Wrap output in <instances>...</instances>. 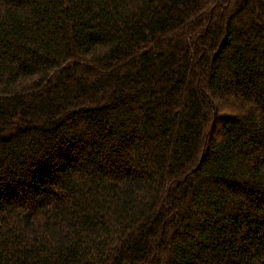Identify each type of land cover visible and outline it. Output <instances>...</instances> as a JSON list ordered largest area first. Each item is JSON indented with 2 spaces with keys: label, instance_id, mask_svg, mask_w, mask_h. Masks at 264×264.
Masks as SVG:
<instances>
[{
  "label": "trees",
  "instance_id": "1",
  "mask_svg": "<svg viewBox=\"0 0 264 264\" xmlns=\"http://www.w3.org/2000/svg\"><path fill=\"white\" fill-rule=\"evenodd\" d=\"M0 264H264V0H0Z\"/></svg>",
  "mask_w": 264,
  "mask_h": 264
}]
</instances>
